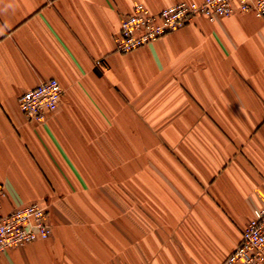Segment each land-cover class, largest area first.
<instances>
[{"label":"crops","instance_id":"0c3cea01","mask_svg":"<svg viewBox=\"0 0 264 264\" xmlns=\"http://www.w3.org/2000/svg\"><path fill=\"white\" fill-rule=\"evenodd\" d=\"M202 0H0V213L46 207V240L0 264H221L264 204V18L234 13L129 53L115 37ZM56 79L44 123L18 97Z\"/></svg>","mask_w":264,"mask_h":264},{"label":"built area","instance_id":"2783aa9c","mask_svg":"<svg viewBox=\"0 0 264 264\" xmlns=\"http://www.w3.org/2000/svg\"><path fill=\"white\" fill-rule=\"evenodd\" d=\"M236 12L264 18V0L182 1L156 13L137 4L121 22L115 49L118 53H129L186 27L195 17L214 22ZM63 94L59 81L49 79L22 93L18 108L27 120L44 123L58 109ZM4 195L0 184V211ZM47 218L46 207L36 203L19 206L9 214L0 213V256L10 248L48 239L52 227ZM221 264H264V204L254 209L241 240Z\"/></svg>","mask_w":264,"mask_h":264}]
</instances>
